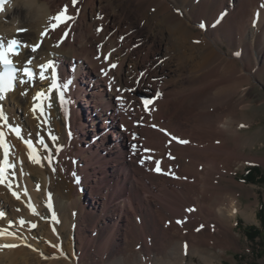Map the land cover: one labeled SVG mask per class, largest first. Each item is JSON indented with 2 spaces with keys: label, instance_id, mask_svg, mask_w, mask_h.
I'll use <instances>...</instances> for the list:
<instances>
[{
  "label": "bare ground",
  "instance_id": "1",
  "mask_svg": "<svg viewBox=\"0 0 264 264\" xmlns=\"http://www.w3.org/2000/svg\"><path fill=\"white\" fill-rule=\"evenodd\" d=\"M64 6L75 19L51 30V17ZM22 28L27 31L18 33ZM45 29L49 34L41 37ZM64 31L68 36L55 47ZM0 36L27 45L15 57L18 67L32 59L38 72L41 63L55 58L58 72L65 78L72 76L76 85L74 90L68 89L71 96L76 95V119L66 117L53 92L51 108L45 110L49 125L39 111H32L33 98L38 91H47L48 79L41 82L37 78L34 85L18 83L0 101L3 110L12 111L14 103L32 116L21 120L11 114L8 124L22 127V137L35 148H42L37 143L40 139L47 144L46 131L58 137L48 151L41 150L38 166L26 162L30 153L20 144L22 138L9 136L0 121V131L8 135L9 161H22L24 171L29 169L39 182L48 177L54 181L56 209L62 219L48 233L57 226L62 233L70 229L71 238H61L62 246L53 249H62L61 255L53 253L56 259L45 264H185L187 253L202 252L198 245L217 247L224 254L233 243L234 220L241 207L237 190H229L227 185L245 188L233 176L240 166L237 162L247 157L240 152L244 136L240 129L247 120L241 114L251 96L252 82L264 75V0H78L75 6L71 0H11L0 13ZM134 38L140 44L133 46ZM36 43L41 47L33 53L31 47ZM221 46H227V52ZM151 62L154 67L150 69ZM112 63L117 67L102 75L101 69ZM111 77L115 79L110 87ZM139 88L150 95L138 98L132 91ZM22 91L27 95L22 96ZM145 100L151 103L145 106ZM123 102L133 108L147 107L143 112L148 126L145 133L132 130L136 117L122 112ZM28 127L35 128L34 134ZM76 127L80 128L79 142L72 140ZM142 148L146 166L142 165ZM71 149L76 151L77 166ZM2 157L0 148V161ZM92 161L104 167L84 171ZM156 162L161 172L150 174L161 181V201L158 197L149 203L140 194L148 193L149 188L139 172ZM22 168L13 171L21 180ZM114 173L115 178L123 177L128 189L114 191L117 184L111 180L109 185L115 184L111 189L96 190L105 182L106 187L107 178ZM79 178L82 181L77 184ZM33 180L26 178L18 189L29 192ZM2 187L0 197H6V186ZM107 192L116 194L118 201L123 199L121 204L107 205ZM29 195L31 205L38 207L34 192ZM126 202L130 208L125 207ZM11 206L4 203L0 210L12 208V218H20L19 207ZM37 212L38 208L34 214ZM3 227L0 224V264L44 263L26 247L34 242L32 237L23 242L16 229L2 231ZM29 227L28 236L33 233ZM46 244L41 248H49ZM9 245L14 247L4 248ZM67 252L75 253L72 261L65 258ZM205 259L206 264H214Z\"/></svg>",
  "mask_w": 264,
  "mask_h": 264
},
{
  "label": "rangeland",
  "instance_id": "2",
  "mask_svg": "<svg viewBox=\"0 0 264 264\" xmlns=\"http://www.w3.org/2000/svg\"><path fill=\"white\" fill-rule=\"evenodd\" d=\"M135 44L136 45L140 44V39L134 38L133 46H135ZM221 47L223 48L224 51L227 52V50H228L227 46H221ZM148 66L151 69V67L153 66L152 62L149 63ZM252 86H253V89L251 90V96L248 99H246V103H244L245 109H243L242 114H241L243 117H245V120L246 119L247 120L244 122L243 127H241V129H240L241 133L244 135L243 139L241 140L242 143L240 142V144H241L240 152L244 153L248 158L246 157V160H239L237 162V164L240 166L237 167V169L233 173V176L235 177L237 182L244 185L245 188L239 189L238 187H234L231 184L227 185V187H229V190L231 188L237 190L235 192H237V197L239 198V201L241 203V207H239L240 209L236 213L235 220H234V222H235V232H234L235 236L231 237V239L233 240V243L230 246H227L228 248L224 251V254L218 253L219 248H217V247L216 248L215 247L214 248H212V247L208 248L206 246H199L198 245L197 249H201L202 252L187 253V255L185 257V258H187L185 264H206L205 258H208L209 260L213 261L214 264H264V257L262 258V257L257 256L255 254L254 248H253L255 246L251 241H249V239L247 238V236L245 234V230L251 226H255V227H258L260 229L264 228V225H263L262 220L260 218L261 217V215H260L261 210L260 209H261L262 205L264 206V75H261L259 77V79H256V81H253ZM132 92L137 96H139L140 94H142V96H145V97L150 95L149 94L150 92L146 91L145 89L141 90L140 88L134 89ZM124 104H125V106H127V104L125 102H124ZM12 107H13L12 111L11 110L10 111L4 110L5 114L7 116H9L8 119H10V117L12 116L11 114H14L16 117H18L21 120L22 119L25 120L27 118V116L32 118V116H30L29 113H25V111L23 109L19 108L18 105L13 103ZM133 109H134V111H128V112H127V109L125 111L123 110L125 112V115L131 113L133 116L136 117V118H133L132 130L137 131V133L139 132V134L141 131H143V133H145L148 126H146L147 124L145 122V118L143 115L144 109L139 108V106H137V105ZM7 112L9 114H7ZM42 120H44V119L42 118ZM47 121L48 120H46V123H47ZM36 124L37 125L35 126V128L38 129L39 124L38 123H36ZM9 125L17 126L16 123H14V122H12V124H9ZM46 125H49V124L47 123ZM5 128H6V133L7 134L9 133L10 135H12L10 127L6 126ZM35 128L33 130L32 127L31 128L28 127L27 131L29 133L34 134ZM47 129H48V127H47ZM22 132H24L23 128H22ZM72 134H73L72 135L73 142H79V140L81 139L80 128L79 127L74 128V133H72ZM51 135H53L52 132H49V131L44 132V137L46 138V140L48 139L47 144L42 145L41 149L37 148V150L40 151V152H38V154H41V150L42 149L45 150L46 147H48L49 145H54V142L51 141L49 138ZM143 141H144L143 143H146L147 139L143 138ZM37 143H39V145H41L40 140H38ZM20 144L23 145V147L25 146V144L21 140H20ZM146 144H144V145L146 146ZM142 150H143L142 154L144 157V160H143L144 164H142V165L146 166L145 163L147 162L146 161L147 158H145L146 157L145 152H144L145 148H142ZM27 152L30 153L31 155H34L28 149H27ZM71 155H72L71 157H73V158H71L72 162L75 161L74 165L77 166L76 158H74L75 156H73V155H76V151L71 149ZM26 160H27L26 162H28V163L35 164L38 166L40 165L39 163H36L35 161H32L30 159H26ZM14 161L15 162H13V165H15V167H14L15 171L13 169L12 173H14V172L16 173V171L19 172L21 170V168L23 167L22 173L24 174L23 175L24 178L21 180L20 177L17 178L16 175H13L11 188L8 187L7 182H6V185H3V187H2V184H0V187H2V188H4L6 186V189L4 188L6 190L5 191L6 197H4V196L0 197V205H2L4 203H5V206L8 205L10 207H12L11 205H14V206L16 205L17 207H19V210H21V211H19L20 218H18V216H17V219L12 218L13 216L11 215V212H10L12 208H10V210L7 208L6 209L7 211L5 210V212H3L4 210H0V212H3L5 214L3 218H0V224L2 226H4L3 229L5 228L2 231H5L6 229L7 230L8 229H12V230L16 229L18 235L20 236L19 238H21V240L23 242L30 241L29 239H31V237H32L31 241H34L36 244L34 242L33 243L31 242L28 245H26V247L32 249V251L37 253L40 256V258L42 259L41 262H44L43 264H45V262H48L49 260H52V259H56L57 256L61 255L62 249H58L57 251H53V249L55 250L56 245H57V247H61L62 246V240H65V239L68 240L69 238H71V234H69L70 229L68 227L69 230L68 231L65 230L62 233L61 232L62 230L60 231V227L58 228V226H57L52 231V234L48 233V231H50L49 229H51L53 227V225H55V223H57L59 220L62 219V216H60L58 214V213H60L59 209L58 210L56 209V207L58 206V201H57L58 196H57V191H55L54 181L52 180L51 177H48V178L46 177L47 179L39 182L38 176L31 173L29 171V169H27L26 172L24 171V164H22V166H21L22 161L21 162H20V160L18 162H17V160H14ZM158 164H160V163L158 162ZM152 165L153 166H150L151 168H147V169L145 168V170H144L145 172H139L138 171L139 174H141V176H142L141 178H143L142 180L144 181L145 185L148 186V188H149L148 190L154 191V195L152 197L149 196V195H151V192H149L148 190H147L148 193L147 192L145 193V191L140 192L142 197H144L145 200H147V202H149V203L152 202L153 200L158 199V197L160 198V201H161V189H162L161 181L156 180V179L154 180L151 178V174L153 172H156L155 168L157 166V162L155 164H152ZM99 167L100 168L104 167V164H99V163H97V161L88 162V165L84 169V171L89 170V169L91 170L92 168H99ZM159 167H160V165H159ZM17 168H19V169H17ZM253 168H256V170L258 171V175L255 178L256 179L261 178V182H259V180L258 181L255 180L256 182L252 181V180H254L253 176H255V174L257 173V172L253 171V173H252L253 175L250 174V172H252ZM71 172L74 175V169L71 170ZM115 175H116V173H114L113 175H111L107 178L106 187H105V184H106V182H105L104 185L98 186V188H96V190L100 191V190H106L108 188L111 189V186L115 185L114 183L117 184L116 186H114V189H115L114 191L122 190L125 187L128 189L129 188L128 184L124 185L123 177H122V179H119V178H115L114 177ZM28 177H30L31 180L34 179L32 181V183H33L32 185H34V186L31 185V187L29 186L30 188L28 187L29 192H27V190L23 191V190L18 189V187L20 185H22V183L24 184L25 179ZM144 177H146V178H144ZM111 180H113L114 183L112 182L110 184L111 185L110 186L109 181H111ZM118 180H119L120 184L118 183ZM78 181H80V183H81V181H82L81 178H79ZM24 188L26 189V187H24ZM32 188H33V190H32ZM13 192H15L17 195L14 196L12 194ZM31 192H34L35 197L33 199L34 200L36 199V202H38V207H36V208L33 207L34 206L33 204H32L33 206L31 205V199L33 197V195L30 194V195H32L31 199H30L29 193H31ZM235 192H233V193L235 194ZM106 194H107L106 195L107 205H115L117 203L121 204V202L123 201V199H120L118 201L116 198L117 197L116 194L114 196H112L110 194V192H107ZM17 196L19 198H17ZM11 202H13L14 204H11ZM126 205L127 206H125V207H129L127 202H126ZM30 208L31 209L34 208L35 212H36V209L38 208L40 213L37 212V214H34V211L30 210ZM29 211H33V212H29ZM52 214L56 215V217L55 218L52 217ZM54 219L56 222L54 221ZM36 220H38L37 223H36ZM33 221L37 225L35 223H33ZM30 223H33V224H30ZM34 224H35V227H33ZM60 224L62 225L61 222L59 223V225ZM10 225H11V227H10ZM27 226L28 227L30 226L29 228H31V231L33 232L30 234V236H28L29 230H28ZM27 237H29V238H27ZM61 238H62V240H60ZM57 241L60 243H58ZM45 244L49 248H41V246L42 245L44 246ZM4 248L7 249V247H4ZM15 249H17V248H15ZM51 251H52L51 256H48V253ZM72 251L76 252V249H73ZM53 253H57L58 255L56 256ZM74 254L75 253H73V255L68 254V252H67V257H65V258H67V260H69V261H72L74 259ZM46 258H48V259H46ZM34 264H37V263H34ZM82 264H90V263L85 261Z\"/></svg>",
  "mask_w": 264,
  "mask_h": 264
},
{
  "label": "snow or ice",
  "instance_id": "3",
  "mask_svg": "<svg viewBox=\"0 0 264 264\" xmlns=\"http://www.w3.org/2000/svg\"><path fill=\"white\" fill-rule=\"evenodd\" d=\"M11 0H0V13H4L6 10V5L9 4ZM72 5L75 6L78 2V0H71ZM102 19V17H99ZM75 19L74 16L69 14V8L68 6H64L61 11H59L56 15L51 17V23H50V29L55 30L59 28L61 25H66L69 21H73ZM202 28L205 27V25H200ZM19 31H27V29H19ZM97 31H100V29H97ZM49 34V29H45L43 32L40 33L41 37L47 36ZM68 31L63 32V36L61 37L60 41L54 45L55 47H59L60 43H63V39L68 36ZM121 40H123V37H121ZM42 42V41H41ZM23 47H27L26 44L21 43L20 40L17 39H9L5 40L2 36H0V66L3 67V71L0 72V101H3L6 98V94L13 90L16 83L20 84H35L37 78L39 81L43 82L44 80L48 79L50 80V86L48 87L47 91L41 90L38 91L34 98L33 103L34 106L32 108V111L35 113L39 111L40 115L43 116L45 114L46 107L48 109L51 108V94L53 92L57 93L58 101L60 103L61 108L63 109L65 104H70L71 101L67 98V90L71 88L73 77L64 78L63 80L60 79L58 74V67L59 64L56 62L55 58L53 60H49L46 63H41L38 68V72L33 66V60L28 59L26 63L22 65V67L18 68L17 65L14 63L12 57L18 56L20 49ZM40 47V44L37 43L31 47V51L35 53L38 48ZM101 47V46H98ZM114 51V49L112 50ZM111 56V51L105 56V59L107 60ZM96 59H100V56L97 55L95 57ZM117 67L116 63H112L107 69H101V73L104 76L108 75V72L112 69H115ZM75 70V65L73 66V73ZM22 76V78H20ZM114 77H111L109 80V86L111 87V84L114 82ZM118 92H121L122 90L117 88ZM22 96H26L27 92L22 91L20 93ZM160 94L157 93V97ZM120 99L118 97V104L120 103ZM47 102V104H45ZM144 105L147 106L151 101L145 100ZM120 106L123 108V104H120ZM0 121L3 122L5 126H9L10 130L17 135V137H22V128L18 126H11L8 124V117L5 114L3 110V106L0 105ZM243 126V125H242ZM50 140L55 142L58 140V137L55 135H51ZM180 143L187 144L189 141L187 140H180ZM25 143H27L30 150L33 149V142L31 140H26ZM40 144L45 145L46 141L44 139H40ZM0 148H3L4 157H3V166H0V184H3L7 182L8 187H12V179H13V173L12 170L14 169L15 165H13L9 161V155H10V149L9 146H6V142L4 139V133L0 131ZM48 151L47 147L45 149ZM62 146H58L57 151H61ZM30 160H34L36 163H40L41 159L39 157L38 152L36 155L29 156ZM49 161L51 160V156L48 157ZM75 163V161H73ZM53 171L55 169L53 168ZM156 172H161V168L159 167V164L157 163V166L155 168ZM79 182L78 180L76 181ZM14 196L17 194L15 192L12 193ZM17 198H19L17 196ZM190 211H194V209H190ZM4 213L0 212V218L4 217ZM177 223H182V221H177ZM11 227V225H10ZM35 227V225H33ZM203 227V226H201ZM200 229L198 228L197 231ZM0 235H3L2 232H0ZM12 235H15L12 233ZM30 246V245H29ZM5 247H14L12 245L5 246ZM187 250V245L185 244V251Z\"/></svg>",
  "mask_w": 264,
  "mask_h": 264
},
{
  "label": "trees",
  "instance_id": "4",
  "mask_svg": "<svg viewBox=\"0 0 264 264\" xmlns=\"http://www.w3.org/2000/svg\"><path fill=\"white\" fill-rule=\"evenodd\" d=\"M254 172H257L255 174V176H253L254 182L258 181L261 182V178L259 179H256L255 177H257L258 175V171L256 170V168H253L252 172H250V174H252ZM253 175V174H252ZM256 180V181H255ZM260 215H261V220H262V223L264 225V206L262 205L261 206V209H260ZM245 234L247 236V238L249 239V241H251L255 247L254 248V252L257 256H260V257H264V228L263 229H260L258 227H255V226H251L249 227L248 229L245 230Z\"/></svg>",
  "mask_w": 264,
  "mask_h": 264
}]
</instances>
